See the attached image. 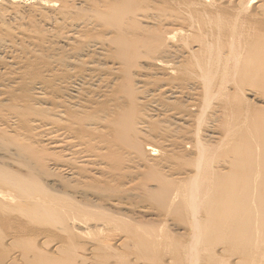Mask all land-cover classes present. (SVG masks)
Instances as JSON below:
<instances>
[{
	"label": "bare ground",
	"instance_id": "obj_1",
	"mask_svg": "<svg viewBox=\"0 0 264 264\" xmlns=\"http://www.w3.org/2000/svg\"><path fill=\"white\" fill-rule=\"evenodd\" d=\"M1 53L0 264H264V0H0Z\"/></svg>",
	"mask_w": 264,
	"mask_h": 264
},
{
	"label": "rangeland",
	"instance_id": "obj_2",
	"mask_svg": "<svg viewBox=\"0 0 264 264\" xmlns=\"http://www.w3.org/2000/svg\"><path fill=\"white\" fill-rule=\"evenodd\" d=\"M72 1V0H71ZM16 38V39H15ZM3 40L6 42H8L9 41V43H14L15 45H19L20 43H22V39H21V36H19V35H16V36H4L3 37ZM59 51H61V48H63V46L59 43ZM17 47V46H16ZM4 55L5 54H0V64H2L3 63V58H4ZM49 57V54H45L44 56H43V60L41 61V62H39L38 63V66H33V65H30L29 67H28V69H30L32 66V68H31V70L33 71V72H35V73H37V72H39V71H43L45 74H47V68H48V62L46 61L47 60V58ZM2 62V63H1ZM28 69L26 70V71H28ZM51 69V68H50ZM54 71H52V73H53ZM57 81V80H56ZM54 82V90H56V92H54V95L57 97H60L61 98V95H63L64 96V94L63 93H65V89L64 88H62L63 87V85H60L58 82ZM18 82H20V80H18ZM13 86H16V84H13L12 85V87ZM66 86H67V84H66ZM68 87L69 86H67V89H68ZM7 88H9V85H7ZM25 89H26V87H24V91H25ZM64 90V91H63ZM62 99V98H61ZM5 103H9V101H6ZM21 104H23V103H21ZM6 146H7V143L3 140V139H0V147H2V148H6ZM0 160H3V161H5L7 164H9L12 160H14V161H20V160H23L20 156H17V155H10L9 153H7L6 152V150L5 151H1L0 150ZM88 198H89V200H91V199H93V197L92 196H88ZM140 206H142V207H140ZM145 207H147L148 209H146ZM138 208H139V210H138ZM145 208V209H144ZM137 213H141L142 214V212L144 213V215L146 216V217H150L151 215H152V217H155L156 218V216L158 217V215H157V213L156 212H154V211H150V209H149V206L148 205H145V204H140V205H138L137 206ZM135 209V210H136ZM142 209V210H141ZM149 212V213H148ZM148 216H147V215ZM154 214V215H153ZM143 215V214H142ZM119 232H118V230H117V234H118ZM93 239V235H92V238H91V240ZM101 239H103V238H100V240H99V237H98V239H96L95 241H93V243L92 242H90L89 240H87L86 241V239H83L82 241H80V244H81V246H82V249H81V251H78V253L79 254H82V255H86L85 257L86 258H91L92 256H90V255H92L93 253L92 252H90V253H88L89 252V248H90V246L89 245H91V246H93L94 244H96L97 242L96 241H98L99 240V242L101 241ZM104 240V239H103ZM83 242H85L84 244H83ZM87 242V243H86ZM88 242H90V244L88 243ZM96 242V243H95ZM97 243L98 245L99 244H101L103 241H101L100 243ZM79 244V245H80ZM86 244V246L87 247H85L84 245ZM89 244V245H88ZM84 247V248H83ZM112 247L113 248H116L117 247V243L116 242H113L112 243ZM88 248V249H87ZM120 248V247H119ZM85 249L86 250H88V252H86L85 251ZM118 249V248H117ZM122 249H124V248H122ZM83 250H84V252H83ZM119 250V249H118ZM93 251V250H92ZM120 251H122L121 249H120ZM82 252V253H81ZM127 252H130V251H127ZM128 255V257H129V259L130 260H132V256H131V258H130V256H129V254H127ZM99 256V255H98ZM101 256V255H100ZM99 256V258L98 259H96V262H97V260H99L100 261V259L102 260V258L101 257H105V256H101L100 257ZM94 257V259L93 258H91V260L93 259V260H95V258L97 257L96 255L95 256H93ZM110 260L112 261V259L110 258ZM98 261V262H99ZM95 262V261H94ZM107 262H109L110 263V261H109V259L107 260Z\"/></svg>",
	"mask_w": 264,
	"mask_h": 264
}]
</instances>
